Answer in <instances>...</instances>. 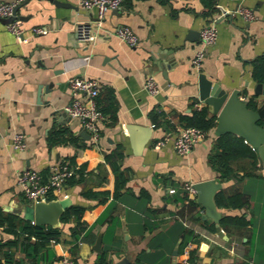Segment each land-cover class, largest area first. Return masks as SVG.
Returning <instances> with one entry per match:
<instances>
[{
  "label": "crops",
  "instance_id": "obj_1",
  "mask_svg": "<svg viewBox=\"0 0 264 264\" xmlns=\"http://www.w3.org/2000/svg\"><path fill=\"white\" fill-rule=\"evenodd\" d=\"M0 1H18L28 37L20 41L0 18V206L17 213L16 207L29 203L17 181L24 167L47 172L75 160L86 172L57 197L84 207L81 222L61 221L58 241L23 264H59L61 255L72 250L79 264H116L123 258L129 264H175L173 250L180 239L177 264L189 244L191 258L206 264H264V162L259 155L255 168L249 157H241L232 162L238 173L222 177L210 161L219 151L217 125L188 154L174 149L185 125L181 116L207 105L200 98L201 72L260 103L253 61L264 54V0H214L212 5V0H124L120 8L107 11L99 31L130 25L140 37L136 45L116 34L88 45L81 42L77 25L94 22L97 14L81 0H58L66 5ZM241 6L254 9L257 17L247 20L237 11ZM210 23L218 27V38L198 70L192 59L201 46V29ZM37 25L49 31L35 34ZM150 74L162 85L158 94L144 88ZM76 75L100 83L97 101L107 119L97 143L81 119L64 109L74 97L70 79ZM58 130L61 139L55 140ZM17 132L26 135L24 149L13 144ZM160 139L166 144L157 148ZM118 146L124 151L119 163L129 177L116 196L115 173L105 155ZM214 178L222 184L215 199L223 235L215 219L206 216L197 190L189 194L193 204L181 198L187 193L185 182ZM106 190V200L86 193ZM239 193L245 203L233 205ZM100 234L98 250L94 246ZM9 236L0 229V239Z\"/></svg>",
  "mask_w": 264,
  "mask_h": 264
},
{
  "label": "built area",
  "instance_id": "obj_2",
  "mask_svg": "<svg viewBox=\"0 0 264 264\" xmlns=\"http://www.w3.org/2000/svg\"><path fill=\"white\" fill-rule=\"evenodd\" d=\"M124 0H81V5L85 8L96 9L97 14L94 22H81L77 25V34L79 40L87 45L93 43L102 36L116 34L122 40L132 45L140 41V37L130 25H120L114 31L101 32L99 28L110 9L120 8ZM18 1H0V17L8 19V28L16 35L20 41H28L25 34L26 28L23 25V18L16 12ZM238 13L247 20H254L257 14L254 9L241 6L237 9ZM97 27V28H96ZM33 33H47L49 28L43 25L32 27ZM218 38V27L215 23L205 25L201 29V46L196 50L192 59L193 65L201 70L204 58L207 54V48L213 45ZM70 87L73 92V99L65 105L64 109L72 117L81 119L84 128L90 133L93 141L97 143L101 136V125L106 119V114L99 107L97 96L100 93V83L97 78L86 75H76L70 79ZM144 88L152 93L158 94L161 89V83L154 75H148L145 79ZM207 133L198 126L184 125L180 128L174 141V149L180 155L188 154L193 147L200 141H203ZM13 144L17 149H24L27 146L26 135L23 132H17L13 138ZM166 144L165 139L156 142L157 148ZM76 167L71 166L69 161H62L51 167L48 174L30 167H24L17 173V181L21 186L26 199L35 203L40 200L55 198L62 192L67 179L74 173ZM185 191L194 194L196 188L194 181H187L183 184ZM171 192L176 191V187L170 188ZM66 195V194H65ZM59 264H79L76 254L72 252L63 253L59 259ZM180 264H206L201 260H194L190 256V244L185 246L180 257Z\"/></svg>",
  "mask_w": 264,
  "mask_h": 264
},
{
  "label": "trees",
  "instance_id": "obj_3",
  "mask_svg": "<svg viewBox=\"0 0 264 264\" xmlns=\"http://www.w3.org/2000/svg\"><path fill=\"white\" fill-rule=\"evenodd\" d=\"M213 2L214 0H212L210 4L212 5ZM253 76L258 82H264V54L257 56L253 61ZM249 101L250 106L256 107L257 101L254 100L253 97L249 98ZM99 107L105 113L100 104ZM115 109L113 111H115ZM113 117L116 118V115ZM181 119L185 121V125H194L200 127L207 133V136L209 132L217 125V116L216 114L211 113L207 105L199 109H194L190 114H183ZM60 132L61 131L59 130L54 131L52 138L55 140L61 139L57 137L59 136ZM215 146L219 151H216L210 155V161L224 178H228L238 173L234 169L232 162L241 157H249L251 159L252 166L254 168L257 166L258 154L256 150L253 149L252 146L239 135L233 133L219 134L215 138ZM121 148V146H118L116 149L107 152L105 155L106 161L111 165L115 173L114 195L116 196L126 185L129 177L126 170L122 169L119 163L120 159L124 156V151ZM69 163L71 166L75 165L74 167H76V170L67 179L66 184L83 180V177L86 173L84 167L82 166L78 168V165L75 164V160H70ZM42 172L45 175L49 173V171ZM86 193L90 195H96L97 197H100L101 200H106L110 194V192L107 190L101 191L99 193L95 191H87ZM220 196L224 197L223 192L220 193ZM53 198H55V196L51 195V199ZM181 198L184 201L191 202L192 204L194 203V201L189 198V193H186ZM237 198L238 202H232L233 205L237 204L238 206H241L245 203L242 194L239 193ZM198 206L202 207L200 203H198ZM83 212V206L79 204H72L68 206L65 212L62 214L61 221L67 222L71 218H76L77 221L81 222ZM225 220L226 219H224V222ZM0 229L11 235L7 238L0 239V264H23L24 262L32 261L36 254L45 246H47L49 242L52 240L58 241L61 233L60 226L34 223L17 213L5 211L1 206ZM192 233H194L193 230ZM72 251L74 254H76L75 250Z\"/></svg>",
  "mask_w": 264,
  "mask_h": 264
},
{
  "label": "water",
  "instance_id": "obj_4",
  "mask_svg": "<svg viewBox=\"0 0 264 264\" xmlns=\"http://www.w3.org/2000/svg\"><path fill=\"white\" fill-rule=\"evenodd\" d=\"M55 2L66 5V3L58 0H55ZM16 12H18V6ZM0 18L5 21L8 20L3 17ZM165 75H167L166 71ZM49 87L51 85L48 86V89H50ZM199 87L201 100L208 105L212 113L217 115L216 133L232 132L243 137L252 145L264 162V82H258L255 86L254 93L260 99V103L257 101L256 107L250 106L249 99L241 96L240 89L236 88L230 91L219 82L213 81L204 72L200 73ZM221 186V182H218L216 178L194 183V187L198 192V201L205 206L206 216L215 219L218 233L223 235L220 225L222 214L217 209L215 199L216 192ZM70 204L71 199L69 197L53 198L35 203H25L20 207H16L14 211L34 223L59 226L62 214ZM181 240L173 250L175 264H177ZM101 244L102 237L100 234L94 247L101 250ZM116 264H129V260L123 258Z\"/></svg>",
  "mask_w": 264,
  "mask_h": 264
}]
</instances>
